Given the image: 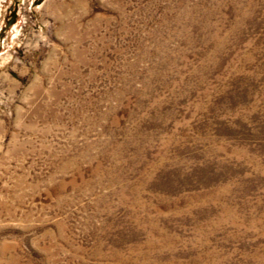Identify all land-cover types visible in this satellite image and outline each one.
<instances>
[{
    "label": "rangeland",
    "instance_id": "rangeland-1",
    "mask_svg": "<svg viewBox=\"0 0 264 264\" xmlns=\"http://www.w3.org/2000/svg\"><path fill=\"white\" fill-rule=\"evenodd\" d=\"M0 264H264V0H0Z\"/></svg>",
    "mask_w": 264,
    "mask_h": 264
}]
</instances>
